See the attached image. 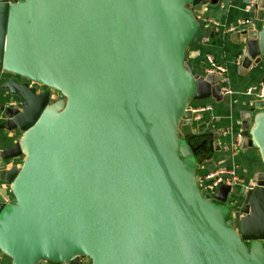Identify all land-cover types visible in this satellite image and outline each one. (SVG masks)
Returning a JSON list of instances; mask_svg holds the SVG:
<instances>
[{"label":"water","instance_id":"obj_1","mask_svg":"<svg viewBox=\"0 0 264 264\" xmlns=\"http://www.w3.org/2000/svg\"><path fill=\"white\" fill-rule=\"evenodd\" d=\"M219 1L0 0V73L46 88L11 79L21 107L0 106L1 126L21 132L0 151L12 264H264V102L242 144L263 171L232 218V186L198 181V152L219 135L194 131L189 105L222 85L188 53ZM256 8L260 28L238 33L247 68L264 62V0Z\"/></svg>","mask_w":264,"mask_h":264},{"label":"crops","instance_id":"obj_2","mask_svg":"<svg viewBox=\"0 0 264 264\" xmlns=\"http://www.w3.org/2000/svg\"><path fill=\"white\" fill-rule=\"evenodd\" d=\"M251 1L220 0L216 5L206 6L198 17L209 24L212 29L210 34L204 36L199 44L191 47L188 53L189 63L199 73H205L207 55H212L218 64L227 67L229 83L234 91L233 94L225 95L222 90L221 98L212 97L202 101L212 103L213 111L207 114L202 122H197L196 125L190 124L193 126L194 131H199L200 127H206V130L202 133L210 132L218 133L219 135L214 142L219 145V149L211 150V145L208 143L205 149L201 148L199 150L197 174L202 175L220 166L231 167L239 164L238 173L242 177V184L240 183L242 188L253 176L263 171L260 155L254 150H241L236 155H232L225 153L222 147L225 143L232 141V136L224 135L223 132L229 129L237 132L248 128L252 122L249 116L256 113L261 104L254 100L253 97L245 95L244 92L248 87L256 85L264 78V62L253 63L249 68L243 66V61L238 62V56L245 52L243 36H246L240 34L239 39L237 32H232L228 29L231 26H237L244 18L251 19L252 30L260 28L262 24L259 14L261 9L254 7L250 12L246 11ZM261 1L257 0V4ZM208 18L217 21L219 25L208 23L206 21ZM11 79L12 77L0 74V106L7 105L9 100L12 99L9 91L5 88V83ZM221 85L223 89L224 84L221 83ZM1 115L3 113L0 110ZM4 121V118L0 120V151L13 146L21 135L19 130H14L18 135L9 136L6 133V129L1 126ZM182 122L181 129L183 130L188 125V122L183 120ZM194 143L197 142L195 141ZM21 161L22 159L17 160L18 163H21ZM4 186L0 172V188ZM0 264H12V262L8 256L0 253Z\"/></svg>","mask_w":264,"mask_h":264},{"label":"built area","instance_id":"obj_3","mask_svg":"<svg viewBox=\"0 0 264 264\" xmlns=\"http://www.w3.org/2000/svg\"><path fill=\"white\" fill-rule=\"evenodd\" d=\"M257 0H252L250 5L247 7L246 11L250 12L251 9L256 7ZM208 23H212L214 25H219L217 21L212 18H208L206 20ZM232 32L241 33L242 31H248L252 29L251 19L244 18L242 19L237 26H231L228 28ZM207 39V38H205ZM245 57V52L238 56L237 61L242 62ZM205 74H213L215 76L221 77V83L224 84L223 93L225 95L233 94L234 91L230 86L229 78L227 76L228 69L227 67L220 65L216 62L212 55H207L206 57V66H205ZM245 95L253 97L254 100L259 103L264 102V78L258 82L256 85L250 86L245 90ZM11 107H21V100L17 97H13L9 100L7 104ZM189 110L191 111L192 118L191 121L193 124H197V122H202L207 114L213 111V105L209 102L202 101H193L189 105ZM5 119L4 114L0 116V120ZM186 121V120H184ZM248 128L233 132V130H225L224 135H231L232 141L230 143H225L222 147V150L225 153H229L232 155H236L238 152L242 150V144L244 139L246 138L244 132ZM239 164H235L231 167L228 166H220L215 169H212L202 175H198V181L201 187V190L205 193L213 194L216 192L217 187L220 184H229L232 186L239 185L242 183V177L239 172ZM246 187V184L245 186ZM247 190V189H246ZM229 201H232V193L229 194Z\"/></svg>","mask_w":264,"mask_h":264},{"label":"rangeland","instance_id":"obj_4","mask_svg":"<svg viewBox=\"0 0 264 264\" xmlns=\"http://www.w3.org/2000/svg\"><path fill=\"white\" fill-rule=\"evenodd\" d=\"M206 26H210L209 24L207 25V23H206ZM207 33H209V30L207 31ZM1 75L3 74V75H5V76H7V77H11V75L9 74V73H6V72H1L0 73ZM10 94V93H9ZM184 121V120H183ZM183 123V122H182ZM191 123H193L192 121H191ZM180 127H181V125H180ZM192 128H193V126H191ZM6 133L9 135V136H12V135H14V136H17L18 135V133H16V132H14V130H12V131H7L6 130ZM19 134H21V132H19ZM186 159H188L189 161H191L192 162V165H194V164H196L195 163V161H194V158L193 157H188V158H186ZM15 161H17V160H15ZM197 168H198V166H197ZM242 184V183H241ZM243 188H242V186H240V184L239 185H237V186H234L233 187V189H232V201H231V203H232V205H231V207L228 209V215H227V217H230V218H232L233 216H234V207H235V205L237 206L238 204H240L241 203V201H242V198H241V190H242ZM218 204H220L219 202H217Z\"/></svg>","mask_w":264,"mask_h":264},{"label":"flooded vegetation","instance_id":"obj_5","mask_svg":"<svg viewBox=\"0 0 264 264\" xmlns=\"http://www.w3.org/2000/svg\"><path fill=\"white\" fill-rule=\"evenodd\" d=\"M10 75H11L12 79H14V80H18V81H20V82H28V83L30 84V86H34V87H36L37 92H41V91L46 90L45 87L40 86V85H38V84H36V83H34V82L28 81V80H26V79H24V78H20V77H18V76L13 75V74H10ZM13 97H15V96H12V98H13ZM197 143H200L199 140L197 141ZM197 143H195V144H197Z\"/></svg>","mask_w":264,"mask_h":264},{"label":"trees","instance_id":"obj_6","mask_svg":"<svg viewBox=\"0 0 264 264\" xmlns=\"http://www.w3.org/2000/svg\"><path fill=\"white\" fill-rule=\"evenodd\" d=\"M198 141V140H197Z\"/></svg>","mask_w":264,"mask_h":264}]
</instances>
